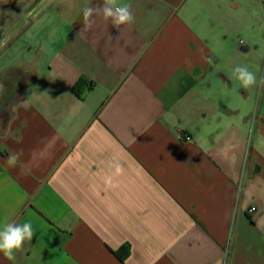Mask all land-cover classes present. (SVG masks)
Wrapping results in <instances>:
<instances>
[{"label": "crops", "instance_id": "crops-1", "mask_svg": "<svg viewBox=\"0 0 264 264\" xmlns=\"http://www.w3.org/2000/svg\"><path fill=\"white\" fill-rule=\"evenodd\" d=\"M51 1L0 48V264H264V0Z\"/></svg>", "mask_w": 264, "mask_h": 264}, {"label": "clouds", "instance_id": "clouds-1", "mask_svg": "<svg viewBox=\"0 0 264 264\" xmlns=\"http://www.w3.org/2000/svg\"><path fill=\"white\" fill-rule=\"evenodd\" d=\"M85 29L91 28L94 16H102L104 20L111 19L114 26L132 24L135 16L131 11L130 5H119L117 0H104L103 4L95 6H86L82 10ZM79 34V33H78ZM207 63H213L211 56H206ZM233 74L244 88L251 87L257 83L255 73L250 71L247 66H236L233 69ZM260 84L264 85V78H261ZM23 156V149L13 151L7 158L9 166H15L20 162ZM113 175L106 176L104 183L109 187H115L114 176L120 175L123 172L122 165L117 162L114 165ZM33 238V228L31 222L20 223H5L0 228V253L9 259L13 260L15 253L23 248L25 241H31Z\"/></svg>", "mask_w": 264, "mask_h": 264}, {"label": "rangeland", "instance_id": "rangeland-1", "mask_svg": "<svg viewBox=\"0 0 264 264\" xmlns=\"http://www.w3.org/2000/svg\"><path fill=\"white\" fill-rule=\"evenodd\" d=\"M43 0H0V42L13 31ZM66 0H52L46 12L57 11ZM44 13V14H45Z\"/></svg>", "mask_w": 264, "mask_h": 264}, {"label": "trees", "instance_id": "trees-1", "mask_svg": "<svg viewBox=\"0 0 264 264\" xmlns=\"http://www.w3.org/2000/svg\"><path fill=\"white\" fill-rule=\"evenodd\" d=\"M84 86V79H80L77 84L74 86V93L77 96H81ZM131 253V247L129 244L123 245L120 247L117 251H114L115 256L121 261L125 262L126 259L130 256Z\"/></svg>", "mask_w": 264, "mask_h": 264}, {"label": "water", "instance_id": "water-1", "mask_svg": "<svg viewBox=\"0 0 264 264\" xmlns=\"http://www.w3.org/2000/svg\"><path fill=\"white\" fill-rule=\"evenodd\" d=\"M50 0H43L19 25H17L12 32L8 36H6L0 42V48L3 44L11 38L14 34H16L30 19H32Z\"/></svg>", "mask_w": 264, "mask_h": 264}, {"label": "built area", "instance_id": "built-area-1", "mask_svg": "<svg viewBox=\"0 0 264 264\" xmlns=\"http://www.w3.org/2000/svg\"><path fill=\"white\" fill-rule=\"evenodd\" d=\"M241 43H242V41H241ZM180 138H182V140H190V138L189 137H186V136H184V135H182ZM255 210V208H252L250 211H254Z\"/></svg>", "mask_w": 264, "mask_h": 264}]
</instances>
